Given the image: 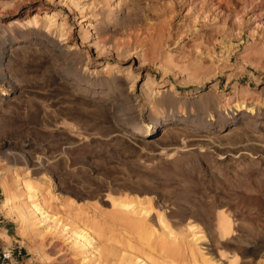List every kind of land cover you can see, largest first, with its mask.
Masks as SVG:
<instances>
[{"label": "rangeland", "instance_id": "obj_1", "mask_svg": "<svg viewBox=\"0 0 264 264\" xmlns=\"http://www.w3.org/2000/svg\"><path fill=\"white\" fill-rule=\"evenodd\" d=\"M60 1L22 0L19 3L17 0V4L16 0H0V13H4V17L0 16V30L11 28L32 33L34 25L27 24V20L33 19L37 12L40 20L37 29L46 34L52 44L61 43L65 53L75 59L76 64L70 69L59 61V71L67 69L64 74L67 87L76 95L95 97L101 103H113L114 107L124 109L131 106L132 94H141L137 99L140 111L134 122L140 129H146L147 123L158 122L159 129L161 126L186 129L188 136L194 139L197 135L209 134V131H198L199 124L207 126V130L222 127L217 132L220 140L217 151L221 154L218 156L210 148H181L178 143L169 145L173 141L171 137L160 141L155 136V141L162 143L149 149L134 150L120 143L102 146L105 154L113 156L114 162L120 161V164L114 163L109 169L110 175L101 170L99 176L109 182L115 175L122 178L120 180L137 182L146 174L155 184L150 186L148 195L155 198L162 185H171L172 188L167 190L172 197L195 208L196 225L208 209L210 196L214 195L213 199L221 201L223 211L229 214L232 225L227 237L217 236L209 247L200 245L204 257L196 255L197 264H240L242 254L250 255L256 251L253 264H264V198L257 191L264 181V138L263 142L256 141L257 138L252 140V137H264V0H128V3L96 0L92 4L90 0H73L74 5ZM14 3L22 6L23 12L29 10V17H17L10 12ZM44 8L51 11L54 20H49L50 23L42 21L46 14ZM60 25L65 33L63 38L57 32ZM35 37L44 44L48 42L42 35L32 38ZM46 45L50 47V43ZM38 64L37 59L30 56L23 65H18L12 73L21 91L0 95L4 105L0 112V178L4 176L8 186L12 185L16 169L23 167L13 154L23 151L25 140L42 142V132L29 123L36 114L34 107L38 109L45 104L47 97L54 101L68 96L66 87L50 84ZM81 76L88 77L90 85L80 82ZM133 81L136 83L132 85ZM6 82V88L11 86ZM111 86L116 88H109ZM48 89L54 91L49 94ZM163 96L173 101L174 107H155L147 100L157 101ZM225 104L232 108L237 121L241 112L252 120L244 126L248 133H236L231 130L234 125H230L229 119H219L218 114L224 112ZM90 109L85 129L96 135L106 133V129L96 124L98 117ZM94 147L80 141L69 154L77 162L74 167H78V162L83 161ZM227 159L231 161L226 165ZM86 169H89L87 165ZM182 181L203 188L207 196L194 200L186 194L184 187L172 184ZM215 188L219 190L217 195ZM231 189L233 193L229 192ZM2 198L0 188V200ZM109 209L107 206L101 208V213H96L105 226L117 233L122 227L110 215ZM7 218L14 223V235L22 250L20 258H14L9 264L78 263L79 256L76 258L69 251L70 245L66 243L69 240H63L66 237L51 239L48 236L41 240L34 237L31 230L21 229L14 215ZM0 244L3 248L10 244V238L2 230ZM155 248L153 256L161 259L165 249L158 244ZM174 258V264H193V258L183 248Z\"/></svg>", "mask_w": 264, "mask_h": 264}, {"label": "bare ground", "instance_id": "obj_2", "mask_svg": "<svg viewBox=\"0 0 264 264\" xmlns=\"http://www.w3.org/2000/svg\"><path fill=\"white\" fill-rule=\"evenodd\" d=\"M61 1L64 4H76L73 0ZM95 1L90 0V3ZM121 1L128 3V0H118V2ZM18 2L20 3L22 0H18ZM18 2L17 4H19ZM14 5L10 12L13 11L17 17L23 15L26 18L29 17H27L29 10L23 12L22 6L16 5V3ZM37 8L40 10L41 7ZM44 11L46 14L42 17V21L50 23L49 20L53 19L50 14L51 11H47L46 8ZM2 12L0 16H3L4 13L2 14ZM36 14L33 19L27 20V24L33 23L34 25V28L31 29L32 33L17 32L11 28L7 31L6 29L0 30V95H12L21 91L20 84L12 70L18 65H23L24 61L31 56L37 59L38 68L43 70L42 73L46 74L50 84L54 83V86L66 87L68 96L57 98L54 101L47 97L45 104L39 106L38 109L34 107L36 114H33L35 116L29 123H33L42 132V142L38 144L35 141L25 140L26 144L23 151L16 155L13 154L14 159L18 160L23 167L17 168L16 172L13 173L10 187L5 183L4 176L0 178L3 196L0 210L6 217L14 215L20 228L31 230V234L36 238L42 240L48 236L51 239L66 237L63 240H69L66 243L68 246L70 245L71 254L76 258L79 256L76 264H159V262L161 264H174V255L182 248L189 257L193 258L192 263L197 264L195 256L204 257V254L200 252V245L209 247L217 236L224 238L229 235L232 223H230L229 214L227 215L223 211L221 201L213 199L214 195L210 196L208 209L203 212L198 225H196L194 221L195 208L186 201L181 202L176 197H172L167 190L172 188L171 185H162L160 193L155 198L148 195L150 186L155 184L150 181L146 174L137 182L128 179L120 180L122 178H118L116 175V177L110 178V182L104 181L99 176L101 170L110 175L109 169L114 163L120 161L114 162L113 156L105 154L102 146L120 143L122 146L134 150L149 149L162 143L156 142L155 136H158L160 141L171 137L174 143L171 141L169 145L178 143V147L181 148H210L209 150L215 151L218 156L221 154L217 151V148H220L217 132L222 127L217 130H211L209 127L210 130H207V126L199 124L197 130L209 131V134L197 135L194 139L188 136L186 129L181 131L166 126H161L159 129L158 122L147 123L146 129L143 130L134 123L136 113L140 111L137 101L141 94L139 96L132 94L129 99L131 106L126 109L114 107L113 103L105 104L102 102L104 103L102 105L101 102L94 99L95 97L85 98L76 95L73 90L67 87L64 76V74L66 75L65 71L73 68L76 64L75 59L65 53L61 43L52 44L53 41L37 29L40 20ZM63 31V27L60 25L57 32L62 38L65 34ZM38 35L46 37L50 47L46 45L47 43H42L41 39L32 38ZM67 49L68 51L72 50V48ZM59 61L63 62L67 68L63 69L62 72L59 71ZM104 79L107 80L108 78L104 77ZM78 80L86 84L91 82L85 76H81ZM4 81H7L6 83L11 84V86L8 85L6 88ZM104 83L108 85L109 81ZM134 83L136 82L133 81L132 85ZM98 84L96 83V85ZM132 85L130 86L132 87ZM109 88L116 87L111 86ZM47 91L50 94L54 90L48 89ZM148 93V96L151 95L150 91ZM147 100L153 103L155 107H174V102L168 101L165 96L157 101L148 98ZM3 108L4 105L0 100V112L4 110ZM90 108L98 117L96 124L106 129V133L96 135L85 129L90 119L88 114ZM223 111V113L218 114V117L220 120L229 119L230 125H234L231 130H235L236 133L239 131L248 133L244 126L245 123L252 120L245 116L241 112L242 110L239 111L241 112L240 118H238L240 123H237L236 114L233 113L228 104L223 106ZM26 113L28 114V112ZM33 115L31 116L33 117ZM255 138H257L256 141L263 142L262 138L264 137H252V140ZM80 141L86 145H95L96 148H92L89 155L85 156L83 161L78 162L79 166L74 167L77 162L75 163V158H70L69 154L73 152L75 146L79 145ZM251 151L249 153L253 154ZM230 161L231 159H227L224 164L227 165ZM0 175L2 176L1 173ZM27 176L28 179L25 180ZM172 184L184 187L186 194L193 196L194 200L207 196V192L203 188L199 189L189 182H172ZM214 190L216 195L219 194L217 188ZM257 191L260 197L264 198V181L259 184ZM229 192L233 193L234 190L231 189ZM107 206L110 207V215L122 227L121 230L118 229L119 232L117 233L115 229L105 226L96 213H101V208L105 209ZM46 239L48 241L49 238ZM218 241L221 243V238H218ZM157 244L165 249V254L162 255L161 259L153 256ZM256 253L242 254L240 264H253L257 256ZM232 258L236 259V256ZM205 261H210V259L205 258Z\"/></svg>", "mask_w": 264, "mask_h": 264}, {"label": "crops", "instance_id": "obj_3", "mask_svg": "<svg viewBox=\"0 0 264 264\" xmlns=\"http://www.w3.org/2000/svg\"><path fill=\"white\" fill-rule=\"evenodd\" d=\"M2 201V200H0ZM1 205V203H0ZM14 223L10 218H7L4 216V214L0 210V230H2L8 239L10 238V244L3 248V246L0 244V248L9 250L11 253V256L14 258H20V254L22 253L21 246L18 244L19 240L16 239L14 235Z\"/></svg>", "mask_w": 264, "mask_h": 264}, {"label": "built area", "instance_id": "obj_4", "mask_svg": "<svg viewBox=\"0 0 264 264\" xmlns=\"http://www.w3.org/2000/svg\"><path fill=\"white\" fill-rule=\"evenodd\" d=\"M13 260L9 250L0 248V264H9Z\"/></svg>", "mask_w": 264, "mask_h": 264}]
</instances>
